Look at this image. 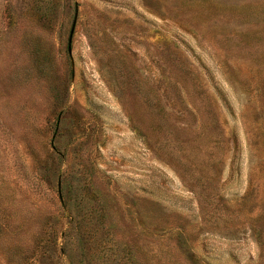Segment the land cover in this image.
Returning <instances> with one entry per match:
<instances>
[{
    "label": "rangeland",
    "instance_id": "374dc122",
    "mask_svg": "<svg viewBox=\"0 0 264 264\" xmlns=\"http://www.w3.org/2000/svg\"><path fill=\"white\" fill-rule=\"evenodd\" d=\"M0 264H264V0H0Z\"/></svg>",
    "mask_w": 264,
    "mask_h": 264
},
{
    "label": "water",
    "instance_id": "95a60500",
    "mask_svg": "<svg viewBox=\"0 0 264 264\" xmlns=\"http://www.w3.org/2000/svg\"><path fill=\"white\" fill-rule=\"evenodd\" d=\"M72 30H73V25H72L71 30H70V35H71V33H72Z\"/></svg>",
    "mask_w": 264,
    "mask_h": 264
}]
</instances>
